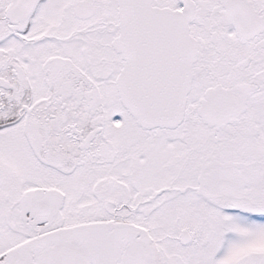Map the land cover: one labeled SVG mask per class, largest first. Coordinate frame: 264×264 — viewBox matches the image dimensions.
I'll return each mask as SVG.
<instances>
[{"label": "snow or ice", "instance_id": "1", "mask_svg": "<svg viewBox=\"0 0 264 264\" xmlns=\"http://www.w3.org/2000/svg\"><path fill=\"white\" fill-rule=\"evenodd\" d=\"M0 264H264V0H0Z\"/></svg>", "mask_w": 264, "mask_h": 264}]
</instances>
